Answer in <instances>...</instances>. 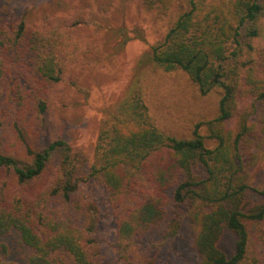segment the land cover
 <instances>
[{"label":"trees","instance_id":"16d2710c","mask_svg":"<svg viewBox=\"0 0 264 264\" xmlns=\"http://www.w3.org/2000/svg\"><path fill=\"white\" fill-rule=\"evenodd\" d=\"M138 1L160 11L172 4ZM42 39L27 32L23 22L6 28L0 21V97L3 83L12 77L7 52L38 58L43 80L61 79L53 47L47 49ZM263 41L264 0H186L149 46L154 65L181 69L202 94L219 87L222 95L218 114L197 123L191 138L159 130L135 84L117 105L115 122L102 126L86 177L99 181L108 194L118 257L153 264L140 254L139 241L151 232L175 237L182 220L174 212L183 208L198 264H264V204L246 201L251 185L245 163L252 160L245 162L243 156L257 130L252 116L264 109ZM9 91L16 113L28 107L13 81ZM36 106L45 113V102ZM201 124L215 140L213 147L198 132ZM17 130L18 137L15 132L6 145L0 143V264H17L8 260L4 240L9 237L23 264H100L95 257L100 210L80 194L85 179L80 154L59 138L34 148ZM22 145L24 152L14 151ZM169 201L174 207L166 213ZM225 230L235 238L230 256L218 245ZM256 243L259 253L250 250Z\"/></svg>","mask_w":264,"mask_h":264},{"label":"rangeland","instance_id":"374dc122","mask_svg":"<svg viewBox=\"0 0 264 264\" xmlns=\"http://www.w3.org/2000/svg\"><path fill=\"white\" fill-rule=\"evenodd\" d=\"M185 5L186 0H172L169 9L160 11L147 9L138 0H0L2 25L11 28L23 22L27 32L43 38L47 49L52 45L62 68L61 79L49 83L37 73L38 58L6 53L12 77L1 89L0 143L6 145L15 132L18 137V126L26 143L34 148L59 138L80 154L85 176L79 183L80 194L100 210L95 244L100 264H130L118 257L114 245L116 228L108 194L99 181L86 175L102 126L115 122L117 105L129 95L131 85L141 93L156 127L176 138H191L197 123L218 114L221 88L202 94L186 72L165 71L148 56L149 46L165 33ZM12 81L29 102L17 113L9 91ZM39 101L45 102V113L38 112ZM252 122L257 130L251 136L250 151H243L245 162L252 160L245 163L251 185L246 201L264 204V109L252 116ZM198 132L208 147L216 144L207 137L204 124ZM22 146L12 149L24 152ZM167 195L170 198L172 190ZM173 207L169 201L166 213ZM174 214L181 215L178 234L169 239L151 232L139 241V252L153 264H198L184 209ZM10 238L3 239L10 247L8 260L23 264L20 253L11 249L15 247ZM234 240V234L225 230L218 243L228 256L233 253ZM250 250L259 253L261 246L252 244Z\"/></svg>","mask_w":264,"mask_h":264}]
</instances>
